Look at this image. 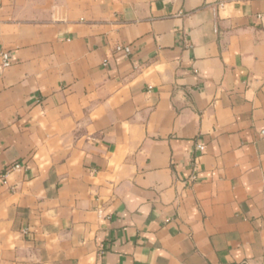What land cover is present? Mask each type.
<instances>
[{
	"label": "crops",
	"instance_id": "0c3cea01",
	"mask_svg": "<svg viewBox=\"0 0 264 264\" xmlns=\"http://www.w3.org/2000/svg\"><path fill=\"white\" fill-rule=\"evenodd\" d=\"M2 53L0 264H264V0H0Z\"/></svg>",
	"mask_w": 264,
	"mask_h": 264
},
{
	"label": "built area",
	"instance_id": "2783aa9c",
	"mask_svg": "<svg viewBox=\"0 0 264 264\" xmlns=\"http://www.w3.org/2000/svg\"><path fill=\"white\" fill-rule=\"evenodd\" d=\"M117 50H118V51H119V50H122V51H124V52H126V53L129 52V48H128V47H125V48H123V49H121L120 47H118ZM0 58H1V62H2V63H1V66H2L3 68H7V67H9V66L11 65V59L8 57V54H6V53H2V54H0ZM196 149H197L198 152H201V151L203 150V146L198 145V146L196 147ZM19 167H20L19 164H15V165H11V166L7 167V168L5 169L4 175L6 176L7 173H9L10 171L16 170V169H18Z\"/></svg>",
	"mask_w": 264,
	"mask_h": 264
}]
</instances>
